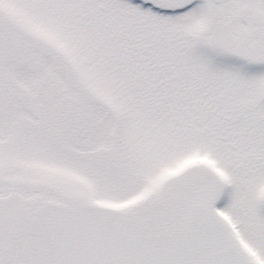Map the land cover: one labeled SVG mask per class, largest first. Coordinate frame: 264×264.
I'll return each instance as SVG.
<instances>
[{"label":"snow or ice","instance_id":"snow-or-ice-1","mask_svg":"<svg viewBox=\"0 0 264 264\" xmlns=\"http://www.w3.org/2000/svg\"><path fill=\"white\" fill-rule=\"evenodd\" d=\"M0 264H264V0H0Z\"/></svg>","mask_w":264,"mask_h":264}]
</instances>
